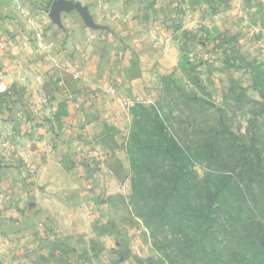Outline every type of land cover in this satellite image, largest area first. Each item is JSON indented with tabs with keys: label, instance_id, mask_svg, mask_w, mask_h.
I'll list each match as a JSON object with an SVG mask.
<instances>
[{
	"label": "rangeland",
	"instance_id": "374dc122",
	"mask_svg": "<svg viewBox=\"0 0 264 264\" xmlns=\"http://www.w3.org/2000/svg\"><path fill=\"white\" fill-rule=\"evenodd\" d=\"M65 1L95 28L90 0ZM116 1L135 3L144 51L129 58L150 68L127 74L132 99L117 79L112 100L60 107L43 134L11 118L26 94L0 87V264H264V0ZM115 111L97 139L90 123Z\"/></svg>",
	"mask_w": 264,
	"mask_h": 264
},
{
	"label": "crops",
	"instance_id": "0c3cea01",
	"mask_svg": "<svg viewBox=\"0 0 264 264\" xmlns=\"http://www.w3.org/2000/svg\"><path fill=\"white\" fill-rule=\"evenodd\" d=\"M47 1L0 0V87L3 92L15 93L18 88L23 95L26 94V99L23 101L32 108L31 111L21 112L23 103L18 100V96H15L13 97L15 108L11 112V118L16 121L22 119L25 114L29 115L31 120L39 124L42 122L40 133L43 134H50L53 124V130L56 129V132L61 130V120L67 116V111L61 109L63 106L66 107L68 104L86 106L91 100L90 97L97 103L112 100L107 92L111 88L120 86L115 82L118 81L117 79L122 81L120 87L122 91L124 90L122 98L128 96L132 99V95L128 92L130 87L126 89V86L137 76L127 78V74L134 72L140 74V80H146V75L149 74L147 71L150 69L144 66L140 70L141 67L132 66L129 58L132 47L141 46L138 51L141 53L144 51L142 44L144 35L140 26L135 23L134 2L130 1L129 4L116 0L84 2L94 16L95 28H92L76 10L62 12L56 24L44 10ZM18 6H22L26 14L19 12ZM37 35L43 36L48 46L47 51L40 52L37 49ZM164 47V51L169 53L172 51L170 46ZM162 52L163 49L159 46L150 51L151 55ZM169 53L166 55L170 56ZM170 65L162 62L161 67H158L159 74L171 73ZM142 94L147 97L150 104H155L156 92L143 89ZM122 98L118 97L115 102L121 103ZM124 115L125 117H120L116 111L109 114L100 112L93 123H90V132L92 135L96 134L97 139L105 137L104 120L116 122L115 126H117L118 121L126 119V114ZM76 120L78 121V118ZM125 128L118 127L121 137H124ZM110 151L108 169L114 175L118 168L125 166L122 163L123 149L117 144ZM75 183L77 184L78 181ZM23 210L24 208H21L20 211ZM42 222V225L50 228L47 223ZM24 226L25 222L19 226V229H23ZM118 231L114 232L119 235ZM17 232L24 234L21 230ZM138 233L140 234L141 231ZM25 234L24 238L30 241V246L37 244L32 234ZM118 246L117 243L115 247Z\"/></svg>",
	"mask_w": 264,
	"mask_h": 264
},
{
	"label": "water",
	"instance_id": "95a60500",
	"mask_svg": "<svg viewBox=\"0 0 264 264\" xmlns=\"http://www.w3.org/2000/svg\"><path fill=\"white\" fill-rule=\"evenodd\" d=\"M76 9H78L77 5L65 0H59L54 2L49 15L55 22H59V17L62 12H69Z\"/></svg>",
	"mask_w": 264,
	"mask_h": 264
},
{
	"label": "built area",
	"instance_id": "2783aa9c",
	"mask_svg": "<svg viewBox=\"0 0 264 264\" xmlns=\"http://www.w3.org/2000/svg\"><path fill=\"white\" fill-rule=\"evenodd\" d=\"M19 10V12H21L22 14H26V11L24 10V8L22 6H18L17 8ZM37 49L40 51V52H43V51H47L48 50V46L47 44L44 42V38L42 35H37ZM54 61H56V59H54ZM96 154H98V151L95 152ZM99 156H102V154L100 153ZM98 156V157H99Z\"/></svg>",
	"mask_w": 264,
	"mask_h": 264
},
{
	"label": "trees",
	"instance_id": "16d2710c",
	"mask_svg": "<svg viewBox=\"0 0 264 264\" xmlns=\"http://www.w3.org/2000/svg\"><path fill=\"white\" fill-rule=\"evenodd\" d=\"M89 95H91V94H89ZM89 95H88V97H90ZM90 99L93 100L92 97H90ZM30 184H31V183H30ZM31 185H32V184H31Z\"/></svg>",
	"mask_w": 264,
	"mask_h": 264
}]
</instances>
